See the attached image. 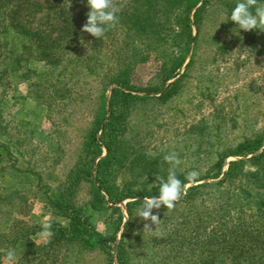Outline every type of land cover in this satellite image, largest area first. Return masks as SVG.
I'll list each match as a JSON object with an SVG mask.
<instances>
[{"label":"trees","instance_id":"obj_1","mask_svg":"<svg viewBox=\"0 0 264 264\" xmlns=\"http://www.w3.org/2000/svg\"><path fill=\"white\" fill-rule=\"evenodd\" d=\"M179 1L184 3L183 13L175 15L172 23L171 11L156 7L151 0H125L121 4L114 0L121 8L119 23L98 40L81 33L89 11L87 0H0V128L3 132L8 133V122L3 117L8 111L7 102L17 98L12 77L30 60L40 61L45 70L43 79L31 83L27 95L22 96L23 102L32 99L45 106L49 118L57 116L67 123L75 112L71 104L84 101L83 87L93 83L96 91L88 119L82 126L80 150L72 153L69 163L65 164L61 184L53 186L41 174L34 177L38 198L53 213L47 222H51L54 235L37 245L31 235L41 232L42 228L16 232L14 227L20 222L13 219L7 231H0V263L9 249L26 242L30 246L23 253L17 251L22 253L17 264H73L71 248L76 249L75 253L84 250L98 253L104 258L103 264H114L115 249L117 264H138L137 254L133 256L129 252L136 239V247H150L148 258L143 257L148 264H215L221 256L231 264H264V147L258 151L264 140L263 133L245 138L234 150L216 152V158L194 181L186 179L187 171L177 169V177L185 185L193 183L186 187L173 210L161 206L158 226L142 221L137 212L144 197L158 195V187L153 183L156 174L167 178L166 162L143 160V155H137L128 169L136 177L145 175L151 179L139 182L118 177L128 155L123 122L131 116L137 100L165 102L175 94L179 78L167 85L166 82L182 66L192 40L198 39L209 2L201 0L192 23L189 13L200 0ZM236 4L227 2L226 7L233 10ZM37 12L44 13L45 21L43 26L34 28L26 19ZM192 25L196 28L195 38ZM118 28L123 31L119 37ZM195 42L193 51L197 49ZM163 45L180 48V59L163 68L145 87L134 86L133 65L146 60L155 47ZM193 56L194 52L188 64ZM133 91L160 95H138ZM5 139L10 142V135L6 134ZM14 143H19L18 139ZM103 149L106 153L100 156ZM249 154L252 155L230 160L223 170L226 157ZM10 156L9 147L0 143V162L3 157L9 161ZM138 164L140 169L136 168ZM12 169L20 172L16 167ZM201 180L205 181L195 183ZM83 187L89 193L85 201L78 198ZM5 195L4 207L13 203V198L17 204L24 199L15 190ZM126 198H131L125 204L127 220L117 240L115 233L124 216L118 203ZM89 210L103 212V223L109 231L96 228L90 221ZM60 215L67 219L66 224L58 220ZM145 223L153 231L156 227L160 234L144 229ZM146 232H152L153 236L144 239ZM12 233L16 235L11 236ZM60 251H67V255L59 256Z\"/></svg>","mask_w":264,"mask_h":264},{"label":"rangeland","instance_id":"obj_2","mask_svg":"<svg viewBox=\"0 0 264 264\" xmlns=\"http://www.w3.org/2000/svg\"><path fill=\"white\" fill-rule=\"evenodd\" d=\"M116 1L121 4L125 0ZM151 1L156 7L171 11L172 23L175 15L182 16L184 3L179 0ZM231 1L238 2V0H208L198 39L196 42L195 39L192 40L182 66L175 72L174 77L166 82L167 85L179 78V87L175 94L165 102L147 99L136 101L131 116L123 122V135L128 147V155L124 160V167L118 174L120 179H138L139 182L150 180L149 176L136 177V174L130 172L128 167L131 160L137 155H143V160L153 159L160 162L172 151L178 154L181 161L177 167L179 171L188 173L196 171L199 175L206 165H210L216 158V152L234 150L245 138L264 134V33L256 30L239 31L235 28L234 22L230 20L227 22V16L230 17L232 10L226 6L227 2ZM258 2L264 4V0ZM200 5L201 0L189 13L192 23L193 13ZM44 21L43 12L34 13L26 19L27 24L34 28L43 26ZM121 32L123 34L118 28V37ZM192 37H196L194 25H192ZM114 42L117 45V41ZM194 42L197 45L196 51H193ZM193 52L192 62L188 64ZM181 56L182 52L178 47L168 45L155 47L146 60L133 65L131 73L133 85L145 87L157 73L173 65ZM44 70L40 61L30 60L12 77L13 85L17 89V98L8 100V111L3 113L4 120L8 122V133L0 128L2 130L0 143H5L11 151L10 160L6 162L3 157L0 162V231L3 232L11 227L13 219H19L20 224L14 227V231L18 232L42 228L44 222L53 218V213H50L44 202L38 198L34 177L41 174L44 180L53 186L61 184L60 181H63L65 176V164L69 163L72 153L80 150L84 133L82 126L88 119L89 108L96 97L93 83L86 84L81 94L84 101L70 106L74 107L73 111L75 110L68 120L71 124L62 121L61 118L58 119L57 116L49 118L45 106L36 104L32 99L23 102L22 97L27 95L31 83L43 79ZM108 93L109 91L106 92L107 96ZM133 93L160 95L145 91H133ZM77 105L82 107L78 108ZM6 134L10 135V142L5 139ZM15 139H18L19 143H14ZM263 147L264 140L258 151ZM105 153L103 149L100 156H104ZM252 154L226 157L223 170H226L230 160L246 158ZM12 167H16L20 172H14ZM136 168L140 169V165L138 164ZM10 190L18 191L24 199L20 200L21 202L18 200L20 204H17L15 202L17 199L13 198V203L10 202L4 207L2 200ZM23 190H27V193ZM86 190L85 187L82 188L79 199L85 201L89 197ZM129 200L131 198L123 199L118 203L124 216L115 233L117 240L127 220L125 204ZM87 213L91 214L90 221L98 230L109 231L108 226L103 223L105 219L103 212L89 210ZM58 220L63 224L67 223V219L61 215L58 216ZM39 233L31 235V239L37 245L44 243ZM14 235L16 234H11ZM143 236L144 239H149L153 234L146 232ZM134 241V247H130L129 252L133 256L137 254L138 264H148L146 259L150 255V247H136V239ZM151 243L149 241L148 245ZM28 246L30 244L26 242L15 245L16 259L13 264L19 263L22 250H27ZM18 250L22 253H18ZM75 251V248L69 250L73 264L104 262L103 256L98 253L85 250L75 253ZM66 253L67 251H60L59 256H65ZM112 253L114 264H117L116 250L114 249ZM0 264H8L6 255L2 256ZM215 264L231 263L225 256H221Z\"/></svg>","mask_w":264,"mask_h":264},{"label":"clouds","instance_id":"obj_3","mask_svg":"<svg viewBox=\"0 0 264 264\" xmlns=\"http://www.w3.org/2000/svg\"><path fill=\"white\" fill-rule=\"evenodd\" d=\"M86 6L89 11L86 13L87 19L81 28V33L90 34L96 39H101L105 36L107 31L115 28L119 23L118 13L121 8L114 3V0H87ZM234 22L235 28L239 31H252L264 33V4L258 0H238L236 6L231 11L230 17L227 16L228 21ZM225 22V23H227ZM164 161L169 165L167 170V178L156 174L154 187H158L157 196H146L143 198L142 206L137 212V217L142 221H150L151 225L158 226L160 224L158 210L161 206L167 210H173L176 203L185 194V185L176 174L177 167L181 161L175 151L169 152L163 157ZM198 176L196 171L189 172L186 179L194 181ZM157 210V214H153V210ZM42 231L39 236L42 240L47 242L54 235L52 232L51 222H44L42 224ZM144 229L153 231L150 224L145 223ZM154 235L160 233L155 230ZM16 259L15 249H9L6 253V260L8 264H13Z\"/></svg>","mask_w":264,"mask_h":264}]
</instances>
